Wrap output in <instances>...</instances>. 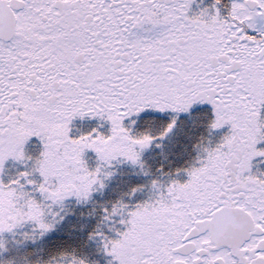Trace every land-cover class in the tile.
Wrapping results in <instances>:
<instances>
[{
  "label": "rangeland",
  "instance_id": "rangeland-1",
  "mask_svg": "<svg viewBox=\"0 0 264 264\" xmlns=\"http://www.w3.org/2000/svg\"><path fill=\"white\" fill-rule=\"evenodd\" d=\"M203 34V46L196 47L190 38L185 55L178 51L168 58L166 67H173L172 71L139 73L130 66L131 77L143 78L131 86L117 80L114 68L109 75L113 85L75 81V68H64L75 81L62 90L69 95L70 107L59 111L68 114L41 118L51 130L39 139L0 148V264H113L114 235L122 229L125 233L145 227L143 223L184 221L185 207L219 201L224 159L238 157L244 167L264 163V68H259V58L247 45L240 56L245 68L234 82L224 81L218 74L223 66L216 69L210 62L221 54L222 37ZM62 98L66 104L67 97ZM202 111L209 113L199 115ZM147 114L169 119L162 140L138 129ZM37 116L40 119L41 114ZM198 117L210 119L208 133L196 147L198 156L177 176L161 175L160 182L120 193L113 213L100 220L105 230L91 241L101 259L83 252L78 256L77 249L67 257H45L51 239L79 226L71 223L76 205L98 199L126 175L142 174L153 150L164 151V145L174 143L173 132L188 130L185 126L200 127L192 124ZM80 225L77 231L84 230ZM29 245L39 258L19 253Z\"/></svg>",
  "mask_w": 264,
  "mask_h": 264
},
{
  "label": "flooded vegetation",
  "instance_id": "flooded-vegetation-1",
  "mask_svg": "<svg viewBox=\"0 0 264 264\" xmlns=\"http://www.w3.org/2000/svg\"><path fill=\"white\" fill-rule=\"evenodd\" d=\"M203 31L222 37L210 62L223 66L224 81L245 68L247 45L264 68V0H0V148L35 140L51 130L41 118L68 114L59 111L70 107L66 84L113 85V68L126 85L142 83L130 66L172 71L168 58L185 55L190 38L203 46ZM65 67L75 68V81ZM245 165L224 159L220 200L185 207L184 221L122 229L113 264H264V163Z\"/></svg>",
  "mask_w": 264,
  "mask_h": 264
},
{
  "label": "trees",
  "instance_id": "trees-1",
  "mask_svg": "<svg viewBox=\"0 0 264 264\" xmlns=\"http://www.w3.org/2000/svg\"><path fill=\"white\" fill-rule=\"evenodd\" d=\"M208 114L207 112H200L199 115ZM207 116V115H206ZM200 127L189 128L185 126L188 130H182L177 135L174 134V143L164 145V151L153 150V159L148 164H144L142 174L134 175L133 177L124 176L120 178L115 185L113 184L109 188H105L103 193L99 194L98 199H93L87 203L76 205L74 207L73 214L75 215L71 219V223L80 229L81 225H84V230L72 231L71 228L65 232L58 234L53 239H51L46 245V250L49 254L63 252L68 249H77L79 252L86 253L87 255L101 259L97 253L98 249L95 248V244L92 243L91 239L95 237L101 231L105 230V225L100 224V220L106 221V214L113 213L111 210L113 206L119 201L120 196L125 195L124 192L132 191L139 186L148 185L150 181L160 182L161 175H173L177 176L182 169L192 162L198 154L196 153V147L201 142L203 136H206L209 129L210 119L209 117L197 118L196 122L192 123ZM169 125V119L162 115H144L137 124L138 129L141 132L150 131L153 132V136L162 140V137L166 133ZM192 126V125H191ZM167 135V134H166ZM165 135V137H166ZM169 136L168 138H170ZM162 143V142H161ZM148 174V175H147ZM102 221V222H103ZM72 226V225H71ZM23 256L36 257L32 246L29 245L26 249L19 251ZM102 256V255H101ZM39 258V256H37ZM43 257V256H42ZM38 260V259H37Z\"/></svg>",
  "mask_w": 264,
  "mask_h": 264
}]
</instances>
